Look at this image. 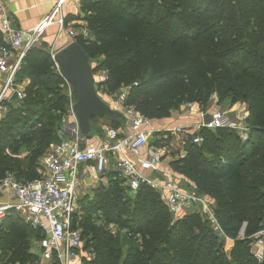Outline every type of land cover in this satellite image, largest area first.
<instances>
[{"label": "trees", "instance_id": "trees-1", "mask_svg": "<svg viewBox=\"0 0 264 264\" xmlns=\"http://www.w3.org/2000/svg\"><path fill=\"white\" fill-rule=\"evenodd\" d=\"M79 11L69 20L84 22L87 36L74 41L97 62L93 74H105L102 94L129 88L124 106L149 121L169 119L186 104L204 110L212 97L217 106L244 103L249 132L241 139L229 128L200 129L169 163L187 189L213 202L221 235L197 213L172 221L158 192L141 186L130 193L108 175L72 221L81 264H264V253L260 261L251 253L264 228V0H82ZM23 79V98L15 107L6 102L0 120V181L7 174L21 183L37 179L40 160L62 139L68 102L46 45L25 53L16 83ZM108 120L112 129L123 125ZM164 136L154 146L170 148L159 141ZM38 238L8 212L0 264H34L30 244ZM225 239L233 240L229 256Z\"/></svg>", "mask_w": 264, "mask_h": 264}, {"label": "built area", "instance_id": "built-area-1", "mask_svg": "<svg viewBox=\"0 0 264 264\" xmlns=\"http://www.w3.org/2000/svg\"><path fill=\"white\" fill-rule=\"evenodd\" d=\"M69 1L55 0L49 21L41 23L35 29L23 31L11 26L3 0H0V34L3 40L0 43V73L4 75L0 90L1 114L7 112L5 103L12 95L16 94L18 101L23 98V92L16 83V74L25 53L39 43L50 20H54L59 33H65L74 41L77 35L61 16ZM80 1L82 0H76L77 5H80ZM80 34L87 36L84 27ZM54 55L50 53L54 69L61 77ZM99 75L103 83L106 76L104 73ZM63 88L68 104L61 119L59 134L68 137L49 146L40 160L37 179L21 183L13 175L7 174L0 181V196L11 199V202L0 203V222L12 211L33 231L39 233V238L33 244L36 254L34 264H81L77 255L81 248L80 233L72 228V221L81 216L80 211L78 212L77 172L83 164L92 165L97 175L104 176L112 162L115 173L123 180L130 193H135L141 186L149 187L159 193L161 202L174 218L184 213H197L215 232H221L213 214V202L193 190L182 189L171 169L160 162L164 151L151 153L146 159L141 157V151L148 147L149 134L154 133L148 130V119L133 108L124 106L129 88L121 89L115 96L116 102L109 106L126 118L131 133L121 135L118 130L108 126L103 129V138L98 146L86 147L82 146V138L79 137L73 114L76 97L65 79ZM238 120L239 123H234L226 114L215 112L211 115L210 123L205 125L201 122L196 130L229 128L244 139L247 136V128L244 126L247 114H241ZM188 130L178 128L169 132L183 141V138L188 137ZM201 141L199 137L192 138L193 144L199 145ZM126 154L132 155L135 160L129 159ZM148 172L150 174H146ZM153 174H158L160 180L154 179ZM263 250L264 230L254 236L251 253L259 261Z\"/></svg>", "mask_w": 264, "mask_h": 264}, {"label": "crops", "instance_id": "crops-1", "mask_svg": "<svg viewBox=\"0 0 264 264\" xmlns=\"http://www.w3.org/2000/svg\"><path fill=\"white\" fill-rule=\"evenodd\" d=\"M54 2H55V0H3V3H4V6L6 8L11 26L17 30H23V31L35 29L41 23H43L45 21H49L53 7H54ZM80 2H79V4H80ZM61 16H62L63 20L66 22L67 26H69V27L74 26V23L77 21H70L69 19H70V17H74L77 19L80 18L79 5H77L76 0H70L67 3V6L65 8H63V10H62ZM53 21L54 20H50L49 25L45 28L43 34L41 35L39 43L36 45V47L43 45V44L46 45L47 51L49 52V54H50L51 50L53 48H55L56 45L59 44L60 42L65 43V45L69 44L71 42V40L69 39V37L65 33H59L58 32V28L54 24ZM78 22H80L81 24L83 23L82 21H78ZM2 41H3L2 35L0 34V43H2ZM63 47L64 46H62L61 48H63ZM61 48H59L58 50H60ZM3 78H4V75L0 73V90L2 87ZM27 83H28V81L26 79L25 80L23 79L21 81V83H17V85L19 86V88L22 91V89L26 86ZM17 101L10 102V100H9L8 102L13 103L12 106L15 107V105H16L15 103ZM226 106H228V107L226 110H224L226 112H224L223 114H226L229 118L236 117L237 119H239V116H241V114H244V113L247 114L246 104L235 103L233 105L217 106L216 105V98L213 97L204 110H201L197 105H191V104L183 105L177 111L173 112L169 119L162 120V121H150L148 130L152 131L154 133L153 135H155L156 133H159L160 137H161V135L165 134V135L169 136L171 140H174V141L176 140L174 138H177V139H180V138L175 136L173 133L169 132L170 130H173V129H178V128L189 129L188 130V136H192L195 132H197L196 128L198 127V125H200L201 122H203L204 116H206V115L211 116L215 112H220V109L225 108ZM5 114L0 113V120L5 116ZM108 122L110 125V121H108ZM108 126L104 125V126H100L99 128L98 127L93 128L94 131L92 133V136L89 137L88 139H82V146L83 147H86L89 145L98 146L100 141L103 138V129L108 127ZM60 130H61V122H60V128L58 131L60 132ZM117 130L121 135H127V134L131 133L130 125L127 122H125ZM59 132H58V134H59ZM59 136H60V134H59ZM60 137L63 139V138H67L68 135H66L64 137H62V136H60ZM165 137L166 136H164V138ZM172 137H174V138H172ZM174 141H172L169 144L170 148H167V147L159 148L156 146H148L147 148H145L144 150L141 151L140 155L143 159H146L151 155V153H154V152L158 153L160 151H164V155H162V157H160V162L163 166L169 167V163L173 159V157H170L168 155L169 153H167L166 150L173 148L172 145H174ZM174 150L176 153H179L180 156L183 155V153H182L183 146L182 145H181V147H175ZM126 156L131 160H135V157H133L130 154H126ZM146 174H150V173L148 172ZM108 175L109 176L110 175H116L118 177L117 173H115V171H114V163H112V162L109 165V171L104 176L97 175L95 173L92 165L83 164V165L79 166V169L77 172V180H78V182L80 181L79 182V184H80L79 189H80V191H82L81 193H79V195H81L78 199V206L79 207H80V204H85L86 202L91 201L94 198V193L91 194V191L96 189L95 186L98 183L104 184L106 182V185H107ZM175 176H176L178 182L181 184V186H184V187H186L188 185L191 186L187 181H185L181 177H179L177 175H175ZM152 177L154 179L160 180V176L158 174H153ZM86 187L89 189L88 192L85 190ZM83 192H87V193L83 194ZM6 202H11L10 197L0 196V203H6ZM80 214H81V212H80ZM16 216H18L21 219V217L19 215L16 214ZM23 223H24V221H23ZM25 225H27V224H25ZM110 229H112V227H110ZM263 230H264V228H263ZM34 242H35V240H33L30 244V252H32L33 254H35L34 245H33ZM77 255H78L79 259L81 260L80 252H78ZM52 264H56V263L53 262ZM72 264H77V263L75 262Z\"/></svg>", "mask_w": 264, "mask_h": 264}, {"label": "water", "instance_id": "water-1", "mask_svg": "<svg viewBox=\"0 0 264 264\" xmlns=\"http://www.w3.org/2000/svg\"><path fill=\"white\" fill-rule=\"evenodd\" d=\"M54 59L60 68V75L71 86L76 102L73 114L78 126V134L82 139L92 136V120L107 117L122 124L125 117L104 102L97 94L93 71L90 61L82 48L71 41L58 50ZM17 101L16 94L12 95L10 102ZM211 116L203 117V124L210 123Z\"/></svg>", "mask_w": 264, "mask_h": 264}, {"label": "rangeland", "instance_id": "rangeland-1", "mask_svg": "<svg viewBox=\"0 0 264 264\" xmlns=\"http://www.w3.org/2000/svg\"><path fill=\"white\" fill-rule=\"evenodd\" d=\"M80 21V20H79ZM85 24H84V22L81 24L80 22H75L74 23V26L73 27H71V29H72V31L76 34V35H79L80 33H81V30L83 29V27H85L84 26ZM66 45H68V44H66ZM65 45V43H62V42H60L59 44H57L56 45V47L55 48H53L52 50H51V52L50 53H53V54H55L56 52H57V50L59 49V48H61L62 46H66ZM96 61H91L90 62V65H91V67L93 68V67H95V65H96ZM93 78H94V81H95V88H96V91H97V94H98V96L104 101V102H106L107 104H109L110 106L112 105L113 106V104L116 102V97L115 96H111V97H108V96H106V95H104V94H102V92H101V89H100V84H101V80H100V75H99V73H94L93 74ZM213 98V97H212ZM228 105V104H227ZM227 107L228 106H226L225 108H222V109H220V113H224V112H226V111H224V110H226L227 109ZM236 117H232V118H230L231 119V121L232 122H234V123H239V120L236 118ZM239 118H240V116H239ZM126 119V118H125ZM109 120H108V118L107 117H104V118H100V119H95V125H94V128L95 127H100V126H108L109 125V122H108ZM127 121V120H126ZM244 126L247 128V134L249 133L248 132V124L245 122L244 123ZM149 128V127H148ZM196 133V132H195ZM194 133V134H195ZM193 134V135H194ZM166 137L164 138V139H160L159 141L162 143V142H164V143H171L172 141H174V140H171L170 139V137L169 136H167V135H165ZM172 138H174V137H172ZM155 139H159V136H157V137H155V135H151V134H149V136H148V146H154V141H156ZM174 139H176L175 141H174V145H172V149H167L166 151H167V153H169L168 155L170 156V157H174V152H175V147H181V145L183 146V144H184V142L183 141H185V139H188V138H183V141H182V138H180V139H177V138H174ZM159 148H163V147H159ZM39 167H40V163H39ZM80 182V181H79ZM79 182H78V188H77V196H78V199H79V197L81 196V195H79V193H81L82 191H80V184H79ZM105 186L106 185V182L104 183V184H102V183H98L96 186H95V188L97 189V188H99L100 186ZM106 187V186H105ZM183 188L182 189H184V190H186L187 189V186L186 187H184V186H182ZM85 189V188H84ZM87 192L89 191V189L86 187V189H85ZM94 191V190H93ZM93 191H91V194H93ZM87 192H83V194L84 193H87ZM90 194V195H91ZM80 211V207L78 206V212ZM169 214V213H168ZM188 214H190V213H184L183 215H180L179 217H177V218H174L173 216H171L170 214H169V216H170V219L172 220V221H177V220H179V219H181L182 217H184L185 215H188ZM112 231L113 232H115L116 231V229L115 228H113L112 227ZM216 233H218L219 235H221L219 232H216ZM242 234H243V227L241 228V230H240V232H239V237H241L242 236ZM220 237V236H219ZM222 237V236H221ZM231 246H233V240H230V239H225V241H224V252L226 253V255L227 256H229V252H230V250H231ZM231 247V248H230ZM230 248V249H229ZM79 252V251H78ZM263 253H264V250H263ZM263 256V255H262ZM262 259V258H261ZM260 261V260H259Z\"/></svg>", "mask_w": 264, "mask_h": 264}]
</instances>
